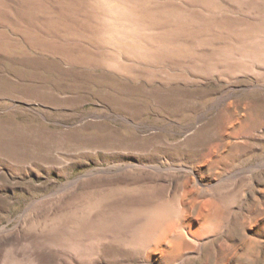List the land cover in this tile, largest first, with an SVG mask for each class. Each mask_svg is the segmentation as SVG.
<instances>
[{
	"label": "rangeland",
	"instance_id": "obj_1",
	"mask_svg": "<svg viewBox=\"0 0 264 264\" xmlns=\"http://www.w3.org/2000/svg\"><path fill=\"white\" fill-rule=\"evenodd\" d=\"M0 264H264V0H0Z\"/></svg>",
	"mask_w": 264,
	"mask_h": 264
}]
</instances>
